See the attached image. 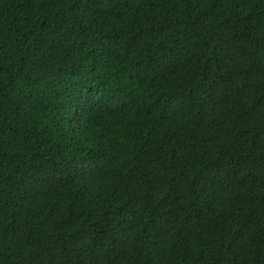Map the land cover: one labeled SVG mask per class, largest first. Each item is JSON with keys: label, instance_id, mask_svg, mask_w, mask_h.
Masks as SVG:
<instances>
[{"label": "trees", "instance_id": "trees-1", "mask_svg": "<svg viewBox=\"0 0 264 264\" xmlns=\"http://www.w3.org/2000/svg\"><path fill=\"white\" fill-rule=\"evenodd\" d=\"M0 264H264V0H0Z\"/></svg>", "mask_w": 264, "mask_h": 264}]
</instances>
